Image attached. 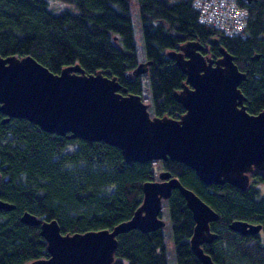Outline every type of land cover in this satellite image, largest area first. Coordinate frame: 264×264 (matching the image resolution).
Listing matches in <instances>:
<instances>
[{"label": "trees", "instance_id": "16d2710c", "mask_svg": "<svg viewBox=\"0 0 264 264\" xmlns=\"http://www.w3.org/2000/svg\"><path fill=\"white\" fill-rule=\"evenodd\" d=\"M62 1L76 11H53L47 0H0V56L30 55L53 73L77 63L85 73L115 77L123 94L142 100L145 76L152 115L178 118L184 108L173 93L185 75L168 51L192 40L217 58L222 46L245 73L239 84L245 109H264V0H236L246 17L243 31L234 35L200 23L193 0H137L143 61H151L139 75L133 73L138 59L128 0ZM2 118L0 113V199L13 208L0 209V264L48 256L39 225L20 220L24 211L56 220L63 234L111 229L140 205L143 183L157 179L152 161L126 162L115 146L49 133L23 118ZM70 143L76 146L70 149ZM159 162L216 212L217 219L209 223L214 237L201 244L216 264H264L259 232L241 234L229 227L240 220L264 229V194L254 185L264 181V172L250 173L249 186L241 190L228 183L205 184L179 161ZM162 203L175 263L202 264L190 248L194 220L183 196L173 189ZM116 240L111 264H167L162 228L131 229Z\"/></svg>", "mask_w": 264, "mask_h": 264}, {"label": "water", "instance_id": "95a60500", "mask_svg": "<svg viewBox=\"0 0 264 264\" xmlns=\"http://www.w3.org/2000/svg\"><path fill=\"white\" fill-rule=\"evenodd\" d=\"M216 43L210 39L211 45ZM178 49L168 51L185 75L173 93L184 108L178 118L150 115L149 103L138 94H123L117 79L101 71L85 73L75 63L53 73L30 55H9L0 56L1 122L23 118L49 133L102 141L119 148L126 162L179 161L205 184L228 183L245 190L250 173L264 172V109H245L239 88L245 73L222 46L217 58L203 55L200 50L207 48L192 40ZM150 63L138 62L133 73L145 72ZM173 189L183 196L194 220L191 250L202 264H216L201 247L214 237L209 223L217 219L216 212L167 170L143 183L140 205L111 229L63 234L56 220L24 211L20 220L39 225L48 252L25 264H111L118 234L164 226L162 202ZM11 208L13 204L0 199V209ZM229 227L256 234L262 225L234 220Z\"/></svg>", "mask_w": 264, "mask_h": 264}, {"label": "rangeland", "instance_id": "374dc122", "mask_svg": "<svg viewBox=\"0 0 264 264\" xmlns=\"http://www.w3.org/2000/svg\"><path fill=\"white\" fill-rule=\"evenodd\" d=\"M129 2V11H130V17H131V23H132V31H133V37H134V42L136 46V54H137V59L138 62H141L145 60V54L143 51V43H142V36H141V29H140V20H139V14H138V5H137V0H128ZM47 5L48 7L53 10V11H58L60 9H70L72 11H76V8L72 3H68L62 0H47ZM142 83L144 86V102L145 103H150L148 92H147V79L145 76H142ZM151 105V103H150ZM148 111L150 115L153 114L152 107H148ZM75 143H70L69 147L70 149L75 147ZM160 160L152 161L154 173L157 177V174L160 170H162V166L159 162ZM258 190L259 194L263 195L264 194V181L256 182L254 184ZM160 215L162 219L165 221L164 226L162 227V232L164 234V243H165V250L167 253V264H176L175 263V256H174V250H173V244L171 241V236H170V229H169V220H168V214L166 210V205L162 203V208ZM260 237L262 242H264V229H260L259 231Z\"/></svg>", "mask_w": 264, "mask_h": 264}, {"label": "built area", "instance_id": "2783aa9c", "mask_svg": "<svg viewBox=\"0 0 264 264\" xmlns=\"http://www.w3.org/2000/svg\"><path fill=\"white\" fill-rule=\"evenodd\" d=\"M198 21L212 26L224 34L241 33L245 25V10L236 0H193Z\"/></svg>", "mask_w": 264, "mask_h": 264}, {"label": "flooded vegetation", "instance_id": "af4514ba", "mask_svg": "<svg viewBox=\"0 0 264 264\" xmlns=\"http://www.w3.org/2000/svg\"><path fill=\"white\" fill-rule=\"evenodd\" d=\"M206 50H200V52L205 55V56H210L207 52H205ZM211 57V56H210Z\"/></svg>", "mask_w": 264, "mask_h": 264}]
</instances>
